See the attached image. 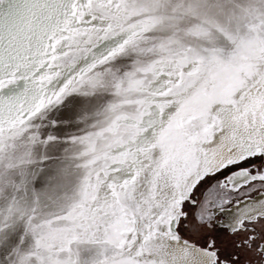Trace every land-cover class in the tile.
Listing matches in <instances>:
<instances>
[{"label": "snow or ice", "instance_id": "6c2138e0", "mask_svg": "<svg viewBox=\"0 0 264 264\" xmlns=\"http://www.w3.org/2000/svg\"><path fill=\"white\" fill-rule=\"evenodd\" d=\"M264 264V0H0V264Z\"/></svg>", "mask_w": 264, "mask_h": 264}]
</instances>
